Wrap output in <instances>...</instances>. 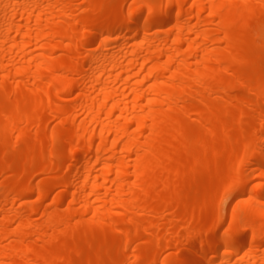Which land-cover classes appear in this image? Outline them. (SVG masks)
<instances>
[{"label": "bare ground", "instance_id": "obj_1", "mask_svg": "<svg viewBox=\"0 0 264 264\" xmlns=\"http://www.w3.org/2000/svg\"><path fill=\"white\" fill-rule=\"evenodd\" d=\"M126 2L0 0V264H264V0Z\"/></svg>", "mask_w": 264, "mask_h": 264}, {"label": "rangeland", "instance_id": "obj_2", "mask_svg": "<svg viewBox=\"0 0 264 264\" xmlns=\"http://www.w3.org/2000/svg\"><path fill=\"white\" fill-rule=\"evenodd\" d=\"M131 2V0H127V4L128 3H130ZM221 47H223V44H222V46ZM223 77L225 78V79H227V80H229V81H235V79L232 77V76H230V75H223ZM245 95L247 96V97H249V94H246L245 93ZM34 103H32V101H28V102H25L23 105H22V107H32V106H34L33 105ZM8 106H11V107H13V104H8ZM234 111L236 112V116H238L239 114H240V112L242 111V112H245V111H247L246 109H243V108H240V107H236V108H234ZM238 126V124H236V123H234V124H232V127L233 128H236ZM39 137V136H38ZM38 139V138H37ZM12 141V138H10L9 139V142H11ZM212 141H214V139L212 140ZM32 144V143H31ZM30 147H31V145H30ZM208 157H210L208 154H207V158ZM1 170V169H0ZM4 178V175L3 174H1L0 173V180H2ZM212 179V177L210 176V175H206L205 177H204V180H205V182H209L210 180ZM17 189L19 188V187H16ZM157 190H160V187L159 188H157ZM208 193V189L207 188H199V189H197L191 196L192 197H194V198H196L197 200H199L203 195H205V194H207ZM202 217L204 218V219H207V220H210L211 218H212V215H211V213H205V214H202ZM105 241H109L110 240V238L108 237V236H103L102 237Z\"/></svg>", "mask_w": 264, "mask_h": 264}]
</instances>
